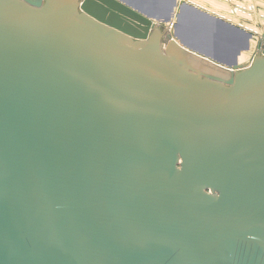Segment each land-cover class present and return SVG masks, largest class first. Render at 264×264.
<instances>
[{"label":"water","instance_id":"obj_1","mask_svg":"<svg viewBox=\"0 0 264 264\" xmlns=\"http://www.w3.org/2000/svg\"><path fill=\"white\" fill-rule=\"evenodd\" d=\"M173 17L0 0V264H264V30Z\"/></svg>","mask_w":264,"mask_h":264},{"label":"crops","instance_id":"obj_2","mask_svg":"<svg viewBox=\"0 0 264 264\" xmlns=\"http://www.w3.org/2000/svg\"><path fill=\"white\" fill-rule=\"evenodd\" d=\"M120 1H122L126 5H128L130 7H133L135 9H137V10L142 9L143 6H145V8L146 7H151V6L153 8L155 7L154 10L156 11V13L153 12L154 18H157V16H159V17L163 16L166 11H169L168 8L171 7V2H172V0H120ZM191 1H193L195 3L203 4V5H205V7L207 9H210L212 11L213 10L220 11L223 14H226L228 12V9H229L227 4L221 3V2H217L215 0H191ZM182 2H186V0H183ZM259 14L264 15V12L260 11ZM246 18H250V17H246ZM239 19H241V18L238 17V19H236V21H239ZM174 22H175V20H174ZM262 22H263L262 25H264V21H262ZM241 23L247 24V25H251V26L255 25L254 23H245L243 21H241ZM260 23H261V21H260ZM235 26L238 27L237 25H235ZM263 28H264V26L262 27V29ZM179 30H181L180 32H182L183 35H185V31H187V34H189L191 32L194 35V36H192L193 39L197 38L198 39V40L196 39L197 41L203 43V47H208L209 52L213 53V51H212L213 44H214L213 42L216 40V38L213 36L212 32L208 29V25H204V23H202V22H197V21L191 19L190 15H189V12L187 10L183 11L182 19L179 21L177 27H175L173 29V31H175L176 33H178ZM209 32H211V33H209ZM208 37H210V40L208 39ZM177 40L180 41L179 39H177ZM250 42L254 43L253 42V38L251 39ZM204 43H205V45H204ZM222 43L223 42H221V44ZM252 47H253V45L251 44L250 51H244L238 57V62L241 65L248 63L249 57H250V55L253 52L252 51V49H253Z\"/></svg>","mask_w":264,"mask_h":264},{"label":"built area","instance_id":"obj_3","mask_svg":"<svg viewBox=\"0 0 264 264\" xmlns=\"http://www.w3.org/2000/svg\"><path fill=\"white\" fill-rule=\"evenodd\" d=\"M217 2L225 3L228 5L229 9L226 14L221 13L220 11L210 10L205 7V5L200 3H195L191 0H186L187 3L196 6L204 11L212 13L213 15L224 19L232 24L237 25L238 27L252 33L253 42L256 44L259 42L260 33L264 30L262 27L264 25L262 21H264V15L259 14L260 11L264 12V2L262 0H215ZM239 21H236V19ZM250 17V18H246ZM241 21L245 23H254L255 25H247L241 23ZM261 21V23H260ZM256 22V23H255ZM173 21L169 24V29L172 26ZM256 26V27H255Z\"/></svg>","mask_w":264,"mask_h":264},{"label":"rangeland","instance_id":"obj_4","mask_svg":"<svg viewBox=\"0 0 264 264\" xmlns=\"http://www.w3.org/2000/svg\"><path fill=\"white\" fill-rule=\"evenodd\" d=\"M182 1L183 0H172L171 7L168 8L169 11H166L163 16H160V17L157 16V18H154V16H153V12L156 13V11L154 10L155 7L153 8L151 6V7L145 8V6H143L142 9H140V10H141V12L146 14L147 16H150L153 19H155L156 21H158V23L162 27H164L166 25L169 27V24L172 22L171 20L174 18L173 17L174 13L176 16L177 13L179 12V6L182 3ZM170 30H171V28H170ZM178 33H180V32H178ZM175 34H176V32H175ZM192 36H194V35L191 32L189 34H187V31H185V36L183 38L181 36H177V34H176V38L179 39L182 43L188 45L189 47H192L193 49H196V50L209 52L208 47H203V43L197 41L195 38L193 39ZM250 44H252L254 46L256 44V42L255 43L250 42ZM204 45H205V43H204ZM209 53H211V52H209Z\"/></svg>","mask_w":264,"mask_h":264},{"label":"bare ground","instance_id":"obj_5","mask_svg":"<svg viewBox=\"0 0 264 264\" xmlns=\"http://www.w3.org/2000/svg\"><path fill=\"white\" fill-rule=\"evenodd\" d=\"M184 29H185V28H184ZM171 30H172V26H171ZM180 31H181V30H179V32H180ZM182 31H183V30H182ZM173 32H174L175 37H176V34H177V36H181V37L183 36L182 32H180V33H176V34H175V31H173ZM184 36H185V35H184ZM184 36H183V37H184ZM183 37H182V38H183ZM176 39H177V38H176ZM177 41H178V40H177Z\"/></svg>","mask_w":264,"mask_h":264}]
</instances>
